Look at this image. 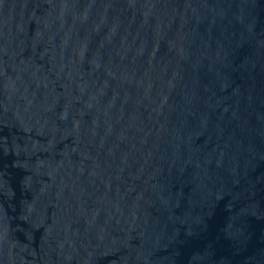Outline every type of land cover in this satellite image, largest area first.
I'll list each match as a JSON object with an SVG mask.
<instances>
[{"label":"water","instance_id":"1","mask_svg":"<svg viewBox=\"0 0 264 264\" xmlns=\"http://www.w3.org/2000/svg\"><path fill=\"white\" fill-rule=\"evenodd\" d=\"M0 264H264V0H0Z\"/></svg>","mask_w":264,"mask_h":264}]
</instances>
